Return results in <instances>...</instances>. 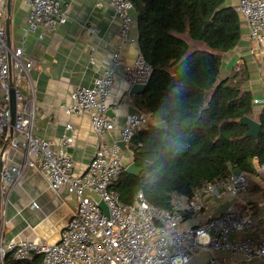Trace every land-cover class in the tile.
<instances>
[{"label": "built area", "instance_id": "1", "mask_svg": "<svg viewBox=\"0 0 264 264\" xmlns=\"http://www.w3.org/2000/svg\"><path fill=\"white\" fill-rule=\"evenodd\" d=\"M7 0H0L4 3ZM114 19L120 22V42L113 53V65L97 77L94 85L74 88L70 103L62 108L66 115L89 114L99 144L86 170L78 174L75 161L67 147L74 138L64 134L57 146L52 140L35 135L37 100L31 77L32 61L23 46L9 49L6 29L0 26V161L4 147L23 153L20 163L3 165L1 194L8 196L20 185L30 171H38L47 179L51 189L68 187L75 195L77 208L59 233V240H7L0 232L2 264L10 257L17 264H189L204 251L212 258L203 264L264 263V210L261 213H241L233 209L202 220L187 231L179 226L185 213L198 214L205 207L206 195L220 196L219 189L238 195L250 188L255 177L264 175V164L255 166V173L235 172L215 183L207 184L182 201L174 198L170 210L155 208L139 191L132 203L122 201L113 190L115 180L126 168L128 157L119 143L108 144L103 137L115 130L116 122L109 116V99L119 79L129 84H149L153 67L142 55L133 63L123 59L129 47H139V39L132 35L135 25L134 0H113ZM238 12L248 21L250 40L264 46V0H239ZM6 21L7 7L0 11ZM68 9L63 0H30L26 32L40 31L44 38L47 30L54 31L67 24ZM90 31L95 32L94 29ZM12 83V86H11ZM15 91L16 117L11 134L12 113L10 90ZM261 99H254L260 104ZM151 114H129L121 129V141L129 148L135 135L151 126ZM71 123L66 130H72ZM128 162V163H126ZM104 201L107 209L100 207ZM34 208L38 205L33 204Z\"/></svg>", "mask_w": 264, "mask_h": 264}, {"label": "trees", "instance_id": "2", "mask_svg": "<svg viewBox=\"0 0 264 264\" xmlns=\"http://www.w3.org/2000/svg\"><path fill=\"white\" fill-rule=\"evenodd\" d=\"M226 2L134 0L141 55L153 67L137 106L167 124L151 123L133 138L132 162L141 172L132 176L124 168L115 180L112 188L122 201L132 203L142 191L150 205L170 210L173 197L191 198L236 169L253 174L256 163L264 164V112L258 139L246 137L248 127L240 122L253 116V95L243 89L247 68L218 83L221 53L242 37L240 14ZM186 34L209 51H192ZM10 259L6 264L15 263Z\"/></svg>", "mask_w": 264, "mask_h": 264}, {"label": "crops", "instance_id": "3", "mask_svg": "<svg viewBox=\"0 0 264 264\" xmlns=\"http://www.w3.org/2000/svg\"><path fill=\"white\" fill-rule=\"evenodd\" d=\"M63 3L68 9L67 24L54 31H45L44 38H40V31L27 33L25 29L30 0H12L11 48L23 46L26 56L33 63L31 77L37 100L35 135L52 140L54 146H57L64 134L71 135L74 142L67 147V151L75 161L76 173L81 174L92 161L99 138L93 129L89 114L68 116L62 107L70 103L74 88L80 85H94L97 77L113 65V53L117 51L120 42V22L114 19L113 0H63ZM226 4L238 11L239 0H227ZM5 5L7 7V1L5 4L0 3V11ZM240 18L241 41L233 50L221 53L222 64L218 83L234 71L246 67L249 76L243 84L244 91L250 92L253 100L264 101V46L251 42L248 21L242 15ZM134 20L132 35L139 39L136 12ZM6 21L0 19V26L5 29ZM183 38L192 51H209L204 43L193 41L188 34ZM140 55V48L129 47L124 51L123 59L133 63ZM131 87V84L121 78L112 90L109 116L115 120L116 128L102 139L110 145L121 141V129L129 114L144 113L137 106V100L142 93L131 96ZM263 112L264 102L253 105L254 119L258 121ZM159 121L152 118L151 123L157 124ZM68 123L73 126L70 131L66 130ZM5 146L4 165L22 162L21 151L12 149L8 144ZM125 153L128 157L133 155L129 148ZM174 198L182 201L188 199ZM33 204L38 205V208H34ZM77 205L76 196L69 194L67 186L55 191L51 189L42 173L30 171L27 178L15 187L10 195L1 194L0 232L4 231L7 240L17 238L54 243L59 240L60 231L71 218ZM228 209L241 213H261L264 210V175L255 177L250 188L236 196L223 191L220 196L205 200L203 211L198 214L186 212L179 228L182 231L196 228L202 220L217 216ZM208 258V254L194 257L192 263L198 264Z\"/></svg>", "mask_w": 264, "mask_h": 264}, {"label": "water", "instance_id": "4", "mask_svg": "<svg viewBox=\"0 0 264 264\" xmlns=\"http://www.w3.org/2000/svg\"><path fill=\"white\" fill-rule=\"evenodd\" d=\"M11 2H12V0H7L6 38H7V44H8L9 49H11V37H10ZM177 83H178L177 77L173 76V85H176ZM11 86H12V83H11ZM148 87H149V84H139V83L133 84L131 89H130V95L133 96L135 94L143 93L147 90ZM10 96H11L10 109H11V113H12L10 132H11V134H13V131H14L13 127L15 124V117H16V98H15V91L12 87L10 90ZM151 118L159 119V117L155 114H151ZM240 122H241V124L248 127V132L246 133V137H252L255 139L259 138L260 132H261V123L259 121H257L253 117L244 116L243 118H241ZM166 124L167 123L165 121H161V122H158L156 124V127L157 128H163L166 126ZM119 145L122 148V150L128 151V146L125 142L120 141ZM5 149H6V146L4 147V150ZM3 165H4L3 160H1L0 161V197H1V171H2ZM125 171L132 176H139L140 172H141V168H139L134 162H131L129 165H127V167L125 168ZM235 173L241 174L242 170L236 169ZM219 191L223 192V189H219ZM201 194L203 196H205V200H208L209 198L212 197V195H206L205 191H202ZM100 207L103 208L104 210H108L104 201L100 202ZM205 254H208L209 258L203 259L198 264H203V263L207 262L213 256L212 253H210L208 251H204L201 255L197 256V258L205 256ZM189 264H193L192 261Z\"/></svg>", "mask_w": 264, "mask_h": 264}, {"label": "rangeland", "instance_id": "5", "mask_svg": "<svg viewBox=\"0 0 264 264\" xmlns=\"http://www.w3.org/2000/svg\"><path fill=\"white\" fill-rule=\"evenodd\" d=\"M238 264H240V263H238Z\"/></svg>", "mask_w": 264, "mask_h": 264}]
</instances>
